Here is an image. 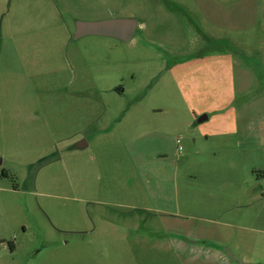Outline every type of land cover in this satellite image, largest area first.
<instances>
[{
    "label": "rangeland",
    "instance_id": "rangeland-1",
    "mask_svg": "<svg viewBox=\"0 0 264 264\" xmlns=\"http://www.w3.org/2000/svg\"><path fill=\"white\" fill-rule=\"evenodd\" d=\"M0 264H264V0H0Z\"/></svg>",
    "mask_w": 264,
    "mask_h": 264
},
{
    "label": "water",
    "instance_id": "water-1",
    "mask_svg": "<svg viewBox=\"0 0 264 264\" xmlns=\"http://www.w3.org/2000/svg\"><path fill=\"white\" fill-rule=\"evenodd\" d=\"M138 29V20L131 16L106 18L102 20H77L75 38L87 35L112 36L123 42L131 41ZM201 122L202 119H198ZM85 140L79 141L75 148L85 147Z\"/></svg>",
    "mask_w": 264,
    "mask_h": 264
},
{
    "label": "flooded vegetation",
    "instance_id": "flooded-vegetation-1",
    "mask_svg": "<svg viewBox=\"0 0 264 264\" xmlns=\"http://www.w3.org/2000/svg\"><path fill=\"white\" fill-rule=\"evenodd\" d=\"M75 27H76V25H75ZM69 37H70L69 40H70V41H73L74 39L80 40V39L83 38L84 36H83V37H80V38H78V37L75 38V29L73 28L72 32L69 33ZM83 148H84V147H83Z\"/></svg>",
    "mask_w": 264,
    "mask_h": 264
},
{
    "label": "crops",
    "instance_id": "crops-1",
    "mask_svg": "<svg viewBox=\"0 0 264 264\" xmlns=\"http://www.w3.org/2000/svg\"><path fill=\"white\" fill-rule=\"evenodd\" d=\"M204 119V117L202 118V120ZM198 122V121H197ZM86 146V145H85Z\"/></svg>",
    "mask_w": 264,
    "mask_h": 264
},
{
    "label": "built area",
    "instance_id": "built-area-1",
    "mask_svg": "<svg viewBox=\"0 0 264 264\" xmlns=\"http://www.w3.org/2000/svg\"><path fill=\"white\" fill-rule=\"evenodd\" d=\"M179 141V140H178Z\"/></svg>",
    "mask_w": 264,
    "mask_h": 264
}]
</instances>
